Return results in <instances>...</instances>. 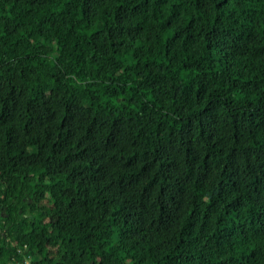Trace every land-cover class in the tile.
Returning a JSON list of instances; mask_svg holds the SVG:
<instances>
[{
	"label": "trees",
	"instance_id": "obj_1",
	"mask_svg": "<svg viewBox=\"0 0 264 264\" xmlns=\"http://www.w3.org/2000/svg\"><path fill=\"white\" fill-rule=\"evenodd\" d=\"M264 264V0H0V264Z\"/></svg>",
	"mask_w": 264,
	"mask_h": 264
},
{
	"label": "rangeland",
	"instance_id": "obj_2",
	"mask_svg": "<svg viewBox=\"0 0 264 264\" xmlns=\"http://www.w3.org/2000/svg\"><path fill=\"white\" fill-rule=\"evenodd\" d=\"M30 261H31V260H30L28 257L25 258V263H26V264H30ZM19 264H21L20 261H19Z\"/></svg>",
	"mask_w": 264,
	"mask_h": 264
}]
</instances>
